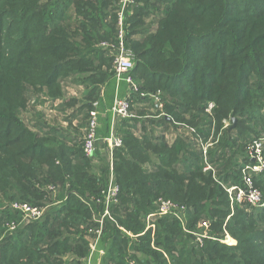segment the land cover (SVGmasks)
Listing matches in <instances>:
<instances>
[{"label":"trees","instance_id":"16d2710c","mask_svg":"<svg viewBox=\"0 0 264 264\" xmlns=\"http://www.w3.org/2000/svg\"><path fill=\"white\" fill-rule=\"evenodd\" d=\"M118 9V0H0V264H81L88 253L84 234L97 227L90 204L103 210L93 198L107 184L108 164L96 177L97 159L67 129L81 128L88 100L113 77L112 59L97 45L114 41ZM123 29L134 57L130 112L136 102L145 108L141 134L134 114L114 131L122 140L112 152L119 192L101 237L109 262L264 264V207L244 202L230 215L224 191L242 184L247 147L264 132V0H135ZM69 83L90 88L71 113ZM194 132L215 140L206 157ZM252 177L264 192V170ZM51 184L60 205L22 221L11 202L42 205ZM159 197L185 205L184 228L163 215L145 230ZM201 219L216 236L202 246L190 233ZM223 225L235 245L219 241Z\"/></svg>","mask_w":264,"mask_h":264},{"label":"built area","instance_id":"2783aa9c","mask_svg":"<svg viewBox=\"0 0 264 264\" xmlns=\"http://www.w3.org/2000/svg\"><path fill=\"white\" fill-rule=\"evenodd\" d=\"M134 5L135 0H118L119 9L117 13V28L116 33L114 35V41H102L99 43V46H102L109 51V56L112 59L113 78L116 81H125L126 83L132 85L133 91L136 89L134 86V82L131 76L129 75V72L134 66V57L132 52L124 46L123 19L124 13L132 11ZM153 98L158 107H160L161 102L158 93L153 95ZM95 104L96 102H94V105ZM213 106L214 104L212 102H209L205 111L211 114ZM130 107L131 101L129 100L128 96L116 98L111 107V112L114 115L124 118L131 117L132 113L130 112ZM228 124L229 121L224 120L223 128L227 127ZM98 126L99 122L97 112L94 109H90L86 121V126L83 132V137L81 140V150L85 157L93 160L97 159L98 150L96 148V142L98 140ZM103 143H105V149L103 151L106 150L108 152L110 159L112 157L113 150L119 148L122 145V140L121 137L114 133V131H110L109 134L103 138ZM199 145L202 149L203 155L205 156L207 148L211 146V143L208 141V139L205 142L200 139ZM263 148L264 132L260 138L253 140L247 147V154L250 162L242 168L241 187L238 185H234L232 187L227 188L229 193H234L236 195L237 201L243 203L245 202L251 207H264V193L254 186L252 177V173H261L264 168L262 167L264 160ZM206 166H208V168L204 167V169L211 168L209 164H207ZM118 192L119 187L113 183V176L109 175L107 184L100 191V196H96L95 198H93L96 204L103 205V210L100 217L94 219L97 223V227L87 229L86 233H92L93 236H91L92 239L89 240L88 243L90 246V255L86 259L90 258L91 253L94 251L96 244L99 241L104 225V219L106 217L110 218L109 205L111 203L117 202ZM10 207L17 211H20L23 214L22 219L25 220L39 219L44 211V209L40 207L19 202H12ZM185 213V205L179 204L171 199L159 197L156 200V210L146 216L145 230L154 227V224L151 223V218L153 219V217L155 218L157 216L163 215H171L175 217L184 228ZM87 262L86 264H89Z\"/></svg>","mask_w":264,"mask_h":264},{"label":"rangeland","instance_id":"374dc122","mask_svg":"<svg viewBox=\"0 0 264 264\" xmlns=\"http://www.w3.org/2000/svg\"><path fill=\"white\" fill-rule=\"evenodd\" d=\"M116 1V0H115ZM109 52H105V54L107 55ZM109 57V56H108ZM113 78V77H112ZM111 77L109 78V77H107L106 78V80H105V82L103 83V84H108L109 83V81H110V79H112ZM102 84V85H103ZM102 85L101 86H99V90H100V88L102 87ZM104 86V85H103ZM71 86H70V84H68V85H66L65 87H64V91H65V97H74V96H77V94L76 93H73V91L76 89V90H78L75 86H72L71 88H70ZM88 89H90L89 87H83V90L81 91V93L79 94V92H78V96L79 97H83V95H84V93H86V91L88 90ZM75 90V91H76ZM77 92V91H76ZM103 93H104V91H103ZM103 98V97H102ZM101 98V99H102ZM86 99L88 100L89 98L88 97H86ZM99 101H100V98L98 99ZM105 99H102L101 100V103L99 102V101H94V100H88V101H90V103H91V109H94V110H96V112H97V115H98V122H99V126H98V136H99V133H101V132H107V131H115V130H117V126H119V125H117L118 123L116 122V119H117V116L116 115H113L114 117H115V121L113 122V125L111 126L110 125V121H111V118H112V112H110L109 111V106H106L105 104H107V102H105L104 101ZM104 101V102H103ZM94 102H96V104L94 105ZM137 103V102H136ZM134 104V106H133V109L131 110L132 111V114H134L135 115V117H138L139 115V112H141L142 111V109H141V107L142 106H140V105H138V104ZM99 104H100V106H99ZM102 104V105H101ZM108 105V104H107ZM143 105V104H142ZM147 118L146 119H151V118H149V117H151V116H146ZM139 119H138V123H137V126H136V130H135V132L139 135V134H141V132H142V129H141V119L142 118H140V116L138 117ZM224 120H226V119H223L222 120V128H221V130L223 129V121ZM184 121H182V122H177V125L178 126H181V125H185V123H183ZM174 123H176V122H174ZM71 130L72 131H74V134H77V136H78V140H77V142H78V144L80 145L81 144V140H82V137H83V134L81 133V131H79V130H74L73 128H71ZM158 129H155V131H153V135H157V131ZM109 134V133H108ZM193 138H194V141H197L198 143H199V141H200V136L199 135H195V132H194V134H193ZM102 139V138H101ZM79 141H80V143H79ZM100 142L102 141V140H99ZM208 141L211 143V145L213 144V142L215 141L214 139H213V136H211V137H209L208 138ZM99 144V143H98ZM104 145V144H103ZM100 147H101V145H99ZM101 152V151H100ZM102 152L104 153H108L106 150L105 151H103L102 150ZM101 152V154H103ZM101 156V155H100ZM103 156V155H102ZM100 157V159H99V161L98 160H96L97 161V163H95L94 161V166H96V171H93V173L96 175V177H98L99 179H100V177H101V174H102V169L103 168H105V166L108 164V169H107V173H108V176L109 175H111V176H113V173H114V169H113V165H112V157L109 159V155H108V161H107V154H105L104 156H105V158L104 157ZM263 158H264V155H263ZM102 160H105L107 163H105V162H103ZM206 168H208V166H205ZM262 167H264V160H263V166ZM97 170H99V171H97ZM263 170H264V168H263ZM262 170V171H263ZM241 185L242 184H239L238 186H240L241 187ZM48 189H49V192H48V194H47V196L45 197V198H43L42 200H40L41 202H42V205H39V204H37V205H32V206H36V207H40V208H42V209H44V211H45V208H47V206L48 207H55V206H57V205H60V203H61V201H60V199H58L57 198V193H56V188H55V186L53 185V184H51V185H48V187H47ZM103 188V187H102ZM101 188V189H102ZM101 189H100V191H101ZM100 191L98 192V194H97V196H100ZM224 191H225V193L227 194V197H228V200H229V208H230V215H235L236 213H237V211H236V208H238L239 207V204H241V203H243V202H239V201H237V199H236V195L234 194V193H229V191H228V189L227 188H224ZM264 193V192H263ZM49 196L51 197V199L49 198ZM12 203V202H11ZM19 203H27V204H29V202H19ZM101 203V202H100ZM31 205V204H30ZM88 205V204H87ZM3 206H4V204H3ZM5 206H9V204L7 205H5ZM4 206V207H5ZM256 208V207H255ZM258 208V207H257ZM90 211H91V213H92V215H93V217H95L94 219H97V218H99L100 217V215H101V213H102V211H100L99 209H98V207H97V205H92V204H90ZM20 212V211H19ZM21 213V212H20ZM146 216H148V214L146 215ZM21 217L23 218V214L21 213ZM158 217V216H157ZM155 218L153 217V219L151 218V223L152 224H154V220ZM185 219H188V212L186 213V215H185ZM37 220V219H36ZM226 220H227V218H226ZM226 220H225V222H226ZM22 221H28V222H32V221H35V220H25V219H22ZM16 227V224L15 225H11V224H9L8 225V227H7V229H8V231H10V230H13L14 228ZM152 229H154V227L152 228ZM185 231H188V230H186V228H185ZM209 231H211V220H206V219H201V220H198L197 221V223H196V225H195V228L194 229H192V231H190V233H191V235L193 236V240H194V242H196L198 245H200V246H202V244H203V242H204V240H205V238H215L214 237V235H210L209 234ZM223 236H221L220 238H219V241H221L222 243H224V244H226V245H231V246H233V245H235L236 244V239L234 238V237H232L230 234H229V231L226 229V227L223 225ZM244 233H247V230H245V232ZM222 235V234H221ZM103 235H102V233H101V235H100V238L102 237ZM84 237H85V239L88 241V243H89V240H91L92 239V237H91V235L89 234V233H86V234H84ZM99 238V239H100ZM130 245V244H129ZM90 246H89V244H88V253H87V255H86V257H85V259L90 255V248H89ZM96 248H97V244H96V247H95V249H94V251L91 253V256L90 257H92V254L95 252V250H96ZM82 261V260H81ZM86 264V263H85Z\"/></svg>","mask_w":264,"mask_h":264},{"label":"crops","instance_id":"0c3cea01","mask_svg":"<svg viewBox=\"0 0 264 264\" xmlns=\"http://www.w3.org/2000/svg\"><path fill=\"white\" fill-rule=\"evenodd\" d=\"M97 46H99V44L97 45ZM100 47H102V46H100ZM102 49L106 52H109L106 48H104V47H102ZM106 56H109V53L106 55ZM110 57V56H109ZM70 84V83H69ZM104 85V86H103ZM102 85V87L100 88V90H99V98H100V101L99 100H96V101H99L100 103H101V100L102 99H105L104 101L105 102H107V104H105L106 106H109L108 108H109V111L111 112V107H112V105H113V102H114V100L116 99V98H122V97H125V96H131V94L134 92L133 91V86L132 85H130V84H128V83H126L125 81H116L114 78H112V79H110V81H109V83L108 84H103ZM70 86L72 87V86H75L78 90H74L73 91V93H76L77 94V96H74V97H72V98H74L75 99V102H76V104H75V106H74V108H71L72 110H70V109H68L67 111H68V113H71L72 111H74V110H78L80 107H82V105H83V97H79L78 96V92H79V94L81 93V91L83 90V87L84 86H82V85H80V84H78V85H75V84H70ZM70 87V88H71ZM103 91H104V93H103ZM103 97V98H102ZM98 98V99H99ZM102 98V99H101ZM103 101V102H104ZM135 104V103H134ZM136 104H138V105H140V106H144L145 104H143L142 102L141 103H139V102H137ZM143 104V105H142ZM102 105V104H101ZM99 106H100V104H99ZM158 105L156 104V107H157ZM37 108V107H36ZM143 108H145V107H143ZM86 109V108H85ZM36 110H39V108H37ZM45 110V112L47 113L48 112V115H55V111L54 110H47L46 111V109H44ZM81 115V114H80ZM114 114H112V118H111V121H110V125L112 126L113 125V122L115 121V117L113 116ZM117 116V115H116ZM132 116H133V114H132ZM131 116V117H132ZM49 117V116H48ZM122 118H124V117H120V116H117V119H116V122L118 123H120V119H122ZM118 123V124H119ZM117 124V125H118ZM85 126H86V121H85V123L81 126V128L80 129H78L79 131H81V133L83 134V132H84V128H85ZM67 130H70L71 131V133L74 135V131H72L71 130V128L70 129H67ZM113 131V130H112ZM158 131H161L160 129H158ZM110 132V130L109 131H107V132H101V133H99V136H98V140H97V142H96V148H97V160L99 161V159H100V157L102 156V157H104L105 158V154H107V161H108V153H103L102 152V150H104L105 149V143H103V138L105 137V136H107L108 135V133ZM102 138V139H101ZM74 141H77L78 140V136H77V134H75L74 135ZM99 140H102L101 142L99 141ZM171 140V139H170ZM79 143H80V141H79ZM99 143V144H98ZM68 144H71V143H68ZM104 144V145H103ZM99 145H101V147L99 146ZM103 153V154H101V152ZM101 155V156H100ZM97 163V162H96ZM95 217H93V219H94ZM108 249H109V245L107 244V243H105V241L103 240V239H99V241H98V243H97V248H96V250H95V252L92 254V257H90L89 259H85V257L84 258H82V261H81V264H85L87 261V263H89V264H112V262H109V256H110V253H109V251H108ZM123 264H132L131 263V261L130 260H126L125 262H123Z\"/></svg>","mask_w":264,"mask_h":264},{"label":"water","instance_id":"95a60500","mask_svg":"<svg viewBox=\"0 0 264 264\" xmlns=\"http://www.w3.org/2000/svg\"><path fill=\"white\" fill-rule=\"evenodd\" d=\"M232 121L234 122V119L232 118ZM233 125H234V123H233Z\"/></svg>","mask_w":264,"mask_h":264}]
</instances>
